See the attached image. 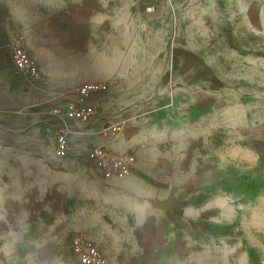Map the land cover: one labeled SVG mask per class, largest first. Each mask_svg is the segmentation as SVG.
Segmentation results:
<instances>
[{
    "label": "rangeland",
    "instance_id": "rangeland-1",
    "mask_svg": "<svg viewBox=\"0 0 264 264\" xmlns=\"http://www.w3.org/2000/svg\"><path fill=\"white\" fill-rule=\"evenodd\" d=\"M68 1L0 0V264H86L71 251L84 231L114 254L122 234L86 224L105 211L64 205L114 200L85 190L79 168L94 165L71 152L110 121L123 123L113 151L135 161L125 179L149 188L138 201L159 213L163 200L172 217L157 264H264V0H105L121 16L86 33L67 26ZM16 41L38 72L40 61V83L14 70ZM104 70L112 82L84 100L104 113L75 127L65 107ZM61 124L71 136L58 156ZM88 241L100 260L89 264H115Z\"/></svg>",
    "mask_w": 264,
    "mask_h": 264
},
{
    "label": "crops",
    "instance_id": "crops-1",
    "mask_svg": "<svg viewBox=\"0 0 264 264\" xmlns=\"http://www.w3.org/2000/svg\"><path fill=\"white\" fill-rule=\"evenodd\" d=\"M67 9L70 12H75L73 15H71L70 21L67 22V26L69 28H73L74 33L77 31L86 33L89 31L88 28L90 26H93V24H99L93 19L115 18L121 16V12L116 13L119 11L117 6L116 8H110L108 2L106 5L105 0H69ZM58 16L60 15H51V17ZM64 24L66 23L64 22ZM54 27L59 30L61 25L55 24ZM87 56L90 57L91 54ZM90 63L91 62L84 63L86 65L85 67H87L86 70H91ZM39 72L42 80L44 74L40 67V61ZM110 79L112 78L109 74V71L104 70L101 71L100 77L92 78L89 76L84 78L82 81H85L86 85H99L104 81L110 84L112 82ZM107 92L108 86L107 90L103 94H106ZM87 106L94 107L100 116L101 113H104L101 105L94 103V99H90ZM78 124L80 123L75 121V127L80 128V125ZM98 132L97 126L93 125L84 134L88 136L86 138L82 137L85 141V145L77 149H71L72 154H79V157L74 160V162H76V166H80L81 164L83 165L85 158L88 159L90 150H86V146H94L96 144ZM126 144L127 143L124 141H121L118 144V147L121 150H124V146ZM127 150L131 151L129 148ZM79 169L81 170H79L82 173L81 175L85 179H88V183L90 185L87 186L88 188L85 190L89 192L90 188H93L94 195L97 192L99 193L100 197H102L104 194L110 193L112 195L114 194L115 198L114 200H109L107 202L102 201L97 203L96 201H90L88 195H84V201L82 203H76L68 200L67 202H64L65 207L69 211H75L76 209L83 210L84 212L95 209L105 211L104 213L100 212L101 218L99 217L98 222H87L86 224L100 227L99 230H95L97 233H99V235L122 234L114 248V254L109 251L113 249L111 245H107L104 242L99 243L95 241L94 237L90 236L88 231H84L86 238L93 242L94 246L100 251L101 255H103L105 258L114 259L115 264H157L156 259L158 258V255L155 242L158 239H163L166 242L165 246L169 247L168 250L170 251L171 245H169L170 241L168 237L166 238V235L170 232L167 222H169L172 217L167 213V211L163 210H160L159 213H153L147 203L143 204L138 201L137 197L140 194L149 193V188L143 187V190L139 179L128 180L116 176L102 177L94 167L92 169ZM134 182H137V184H134ZM108 198H113V196ZM157 201L163 200H154L153 204H155ZM115 225L116 227H114ZM167 228L168 230L166 231ZM39 240L40 239H35V241ZM63 241L64 240L62 239H58V243L56 241L53 242V250L60 252L63 248V245L66 246V243L64 242V244ZM177 242L178 241L175 243ZM68 247H70L69 243L67 244V248ZM44 248L46 247H39V250L44 251ZM80 258L84 260L86 264H89L87 258L84 256H80ZM98 261H100L99 258L96 260V263H98Z\"/></svg>",
    "mask_w": 264,
    "mask_h": 264
},
{
    "label": "built area",
    "instance_id": "built-area-1",
    "mask_svg": "<svg viewBox=\"0 0 264 264\" xmlns=\"http://www.w3.org/2000/svg\"><path fill=\"white\" fill-rule=\"evenodd\" d=\"M11 62L14 70L34 82H39L41 76L34 69L27 52L18 42L14 43L11 51ZM106 87L103 85H83L77 90V101L72 105L65 107L68 116L75 119L82 125H88L97 118V111L94 107H89L84 103L88 97L96 96ZM53 114L59 115L60 109L53 110ZM123 130L122 122H106L101 127L97 135V144L90 150L89 156L92 164L97 169L102 177L116 176L120 178H128L133 172L134 158L130 156H119L113 151L112 142L117 139L118 135ZM71 136L70 129L67 125L61 124L56 133V155L60 156L65 149L69 137ZM71 251L74 255L84 256L89 263L97 260L99 254L95 251L91 242L79 236H75L71 240Z\"/></svg>",
    "mask_w": 264,
    "mask_h": 264
},
{
    "label": "water",
    "instance_id": "water-1",
    "mask_svg": "<svg viewBox=\"0 0 264 264\" xmlns=\"http://www.w3.org/2000/svg\"><path fill=\"white\" fill-rule=\"evenodd\" d=\"M154 205H155L156 208H159V209H161L163 211H167L168 210L166 202H156Z\"/></svg>",
    "mask_w": 264,
    "mask_h": 264
}]
</instances>
